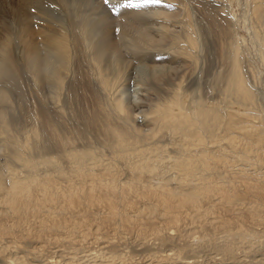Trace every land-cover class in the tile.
Here are the masks:
<instances>
[{"label": "bare ground", "instance_id": "obj_1", "mask_svg": "<svg viewBox=\"0 0 264 264\" xmlns=\"http://www.w3.org/2000/svg\"><path fill=\"white\" fill-rule=\"evenodd\" d=\"M233 1L264 69V0L122 19L103 0H10L0 264H264V101ZM78 118L101 144H76Z\"/></svg>", "mask_w": 264, "mask_h": 264}, {"label": "rangeland", "instance_id": "obj_2", "mask_svg": "<svg viewBox=\"0 0 264 264\" xmlns=\"http://www.w3.org/2000/svg\"><path fill=\"white\" fill-rule=\"evenodd\" d=\"M9 2H10V0H0V25H2V23H4L3 22V16L7 19V20H9V12H7L6 11V8H7V6H9ZM232 8H233V12H234V15H235V18H236V21H237V24H239L240 26H239V30H240V33H241V35H244L248 40H247V49H248V55H249V57L251 58V60L254 62V64H255V66H257V71H258V76H259V79H257V82L259 81V85H258V83L256 82V83H254L255 84V87H257L256 85H258L259 86V88L258 89H260V91L256 88V90H258L257 91V93H258V97H259V95H261V97H264L263 95H264V80H263V77H264V69H263V67H262V65L260 64V62H259V60H258V57H257V51H256V47L254 46V45H252L251 43H250V39L248 38L249 37V35L247 34L248 32L245 30V29H243V26H242V18H241V12H242V10H243V5L242 4H240V5H238V4H236L235 3V1H233V3H232ZM242 8V9H241ZM110 13H111V15L113 16V18L114 19H122V17H118L119 15H117V13L116 14H113L111 11H110ZM2 16V17H1ZM239 18V19H238ZM6 29L5 28H0V34H2L4 31H5ZM252 54V55H251ZM252 56H253V58H252ZM80 59H81V61H83V63H84V58L83 57H80ZM139 59V57L137 56L136 57V59L135 58H132V60H133V62L135 61V60H138ZM141 59H143V57H141ZM147 59V58H146ZM212 59V58H211ZM255 60V61H254ZM247 72H249V71H247ZM249 74V76L251 75V73H248ZM135 76V74H132V77L130 78V79H128L127 81H128V83H127V81H126V83H127V87L125 86V88L123 89V90H125V92H124V94H123V96L126 98V99H131L132 98V94L133 93H131L132 92V89L134 88V86H135V84L137 83V81H135L134 79H133V77ZM191 77H194V75H191ZM253 78V76L251 75L250 76V79H251V81L252 80H254V78ZM130 81V82H129ZM133 81V82H132ZM262 81V82H261ZM132 82V83H131ZM252 82H254V81H252ZM129 83H130V85H129ZM133 86V87H132ZM262 87V88H261ZM128 90H130V91H128ZM129 96V97H128ZM260 97V99H262L263 101H264V99L263 98H261ZM261 100V103L263 104V101ZM83 101H84V98L80 95L78 98H76V99H74V106H76V110L78 111L79 110V112L80 111H82L83 109H84V104H83ZM78 108V109H77ZM69 109L68 108H66L65 109V117L66 118H68V116H69ZM137 116H139L140 114L139 113H137L136 114ZM139 118V117H138ZM77 122H78V126L80 127V128H83L84 130L81 132L82 134H81V137H80V139L79 140H76V144H79V145H81V144H84V141H85V143L87 142V140L86 139H88V140H91L92 142H94L95 144H101V140H100V138H98L97 136H96V132H95V128L93 127V126H86V123L84 122V119H82V118H78L77 119ZM89 131H90V133H89ZM89 133V134H88ZM84 138V139H83ZM96 139H98L97 141H96ZM99 142V143H98ZM100 235V234H99ZM98 235V236H99ZM120 236H123V233L120 235ZM124 236H127V235H124Z\"/></svg>", "mask_w": 264, "mask_h": 264}, {"label": "snow or ice", "instance_id": "obj_3", "mask_svg": "<svg viewBox=\"0 0 264 264\" xmlns=\"http://www.w3.org/2000/svg\"><path fill=\"white\" fill-rule=\"evenodd\" d=\"M105 6H110L109 10L119 13L124 8H147L149 5H157L161 0H103Z\"/></svg>", "mask_w": 264, "mask_h": 264}]
</instances>
